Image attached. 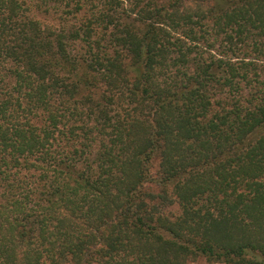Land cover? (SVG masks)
I'll use <instances>...</instances> for the list:
<instances>
[{
    "label": "trees",
    "instance_id": "1",
    "mask_svg": "<svg viewBox=\"0 0 264 264\" xmlns=\"http://www.w3.org/2000/svg\"><path fill=\"white\" fill-rule=\"evenodd\" d=\"M198 259L264 264V0H0V264Z\"/></svg>",
    "mask_w": 264,
    "mask_h": 264
},
{
    "label": "rangeland",
    "instance_id": "2",
    "mask_svg": "<svg viewBox=\"0 0 264 264\" xmlns=\"http://www.w3.org/2000/svg\"><path fill=\"white\" fill-rule=\"evenodd\" d=\"M32 15L35 16L38 20H40V22L44 25L51 23L52 18L49 16L46 17L39 11L33 12ZM188 264H221V263H211V262H208L206 259H198V260L189 262Z\"/></svg>",
    "mask_w": 264,
    "mask_h": 264
}]
</instances>
